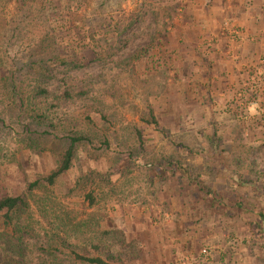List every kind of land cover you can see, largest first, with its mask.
Here are the masks:
<instances>
[{"label":"rangeland","instance_id":"1","mask_svg":"<svg viewBox=\"0 0 264 264\" xmlns=\"http://www.w3.org/2000/svg\"><path fill=\"white\" fill-rule=\"evenodd\" d=\"M192 1L0 0V199L26 193L29 204L13 226L0 217L7 254L18 244L22 253L16 259L24 264H90L84 258L155 264L146 256L144 229L172 220L167 214L179 202L158 182L160 161L172 159L189 173L193 149L232 144L231 153L218 152L220 171L239 174L242 163L253 177L264 174V152L240 153L237 148L243 111L233 112L228 132L218 130L223 122L201 124L191 113L177 129L170 126L168 110L176 107L177 85L182 89L174 72L182 63L176 52L187 45L179 38L186 27H196L188 10ZM229 29L239 40L240 30ZM66 63L79 68H65ZM38 89L49 96L35 98ZM252 91L262 101V93L256 97ZM63 96L66 101H59ZM181 100L179 110L191 106ZM80 136L71 169L54 184L45 182L58 170L70 139ZM181 146L187 154L177 151ZM196 154L203 160L208 152ZM169 171L172 177L180 174L177 168ZM36 181L40 185L27 193ZM88 193L96 201L92 206L85 199ZM240 199L239 193L232 197L225 222L231 228L247 224L252 229L248 240H264L255 212L264 201L254 206L253 199L247 218L232 206ZM233 231L228 264H240L237 247L247 240L244 232ZM204 249L216 251L204 245L203 257ZM108 250L113 260L107 259ZM166 252L161 248L164 263L156 264H165Z\"/></svg>","mask_w":264,"mask_h":264},{"label":"crops","instance_id":"2","mask_svg":"<svg viewBox=\"0 0 264 264\" xmlns=\"http://www.w3.org/2000/svg\"><path fill=\"white\" fill-rule=\"evenodd\" d=\"M188 10L196 27H186L179 38L191 48L184 47L176 52L177 60L180 58L182 63L174 72L176 77L180 76L182 89L177 85L176 107L172 105L168 110L170 126L177 129L178 122L185 121L191 113V118L201 124L205 120L209 124L223 122V128L218 130L228 132L231 129L226 124L233 122V112L243 111L245 120L239 131L241 143L236 147L240 153L264 152V0H214L212 3L193 0ZM228 24L240 30L239 40L231 34ZM254 71H259V77L252 76ZM251 81L257 85L256 97L262 93V101L252 97V88L248 87ZM241 92L244 95L239 97ZM179 99L191 106L179 110ZM257 100L260 101L258 104ZM243 138L246 139L244 142ZM225 146L217 149L219 146L211 144L193 149V172L188 173L184 184L179 176L172 177L170 171L165 174L167 193H173L172 201L178 199L181 202H176L177 206L166 204V207L175 208L169 210V214L165 213L172 220L164 219L163 223L153 224L154 227L148 224L144 229L146 256H150L153 263H164L160 254L161 248H165V264L173 259L180 264H228L232 248L227 241L232 232L236 233L233 230H239L237 233L244 232L247 241L238 244L239 256L235 259L240 264H264V240H248L252 229L247 224L231 228L225 222L231 199L237 193L241 197L238 202L243 201L246 205L242 212L247 218L252 214V200H256L254 206L258 201H264V174L255 172L253 177L248 172L249 165L242 163L238 167L239 174L231 175L225 168L220 171L217 167L220 151H233L232 144ZM177 151L186 153L188 149L181 146ZM198 152H208L206 159L202 160L200 154H196ZM239 159L243 160L240 156ZM254 183L258 185L256 188ZM261 206L264 203L258 205L255 212L257 232L264 237V207ZM204 245L213 246L216 251L203 257L200 248ZM224 249H229L230 253Z\"/></svg>","mask_w":264,"mask_h":264},{"label":"trees","instance_id":"3","mask_svg":"<svg viewBox=\"0 0 264 264\" xmlns=\"http://www.w3.org/2000/svg\"><path fill=\"white\" fill-rule=\"evenodd\" d=\"M143 51H141L139 54H141ZM64 67L65 68H68V69H77L79 68V66H76L74 65L73 63H66L64 64ZM42 69L44 71H46L48 73L49 69L48 67H42ZM47 79H49L47 76H45ZM36 97L37 98L38 96H46L48 97V93L46 92L45 89H38L36 91ZM66 98L63 96L61 98H59L58 100L59 101H63L65 102ZM44 113V112H43ZM40 118V117H38ZM83 141V136H80V137H76V138H71L70 139V146L68 147V149L65 151L61 161H60V165H59V168L57 171L53 172L49 177L46 178L45 182L49 183V184H54L55 183V180L57 178H59L61 175H63L64 173H66L67 171H69L73 165V162L75 160V144L77 142H81ZM130 155L132 157H134V155L132 153H130ZM160 162H164L163 164L160 163ZM160 165L161 167H157L158 169V172H157V178H158V182L159 184H163L165 183V181L167 180V177H166V173L165 172L167 170V168H177V169H180L179 171V177L181 178V182L184 184L186 183V176H188V171L183 168V166L181 165V163H178V162H175L174 160L172 159H165L164 161H160ZM106 176H109V175H106ZM84 177L81 178V179H78V184H80L81 182H84ZM40 181H36L32 184H30L28 186V189H27V193H31L32 189H35L36 187H38L40 185ZM85 199L87 201H89L90 205H94L95 204V198L93 196L92 193H88L87 195H85ZM234 206L236 209H239V211H243L245 210V207L246 205L244 203H236V205H232ZM29 207V204H28V200H27V195L26 193L25 194H22V195H18V196H8V197H4L2 199H0V217L3 219V222L4 224L6 225H9L11 224L13 226V223L17 220H20L22 218V216L24 215V213L27 211ZM260 219H262V216L260 215L259 217ZM109 233V232H108ZM106 233V234H108ZM3 236L0 234V254H4L6 253L7 251L5 250V247H3L4 245L1 243L3 241ZM4 243V242H3ZM97 249L99 247H96ZM12 252L10 253H6V260L5 259H2L1 255H0V264H24L23 262L21 261H18V259H16V254L18 253H22V251L20 250V245L18 244H12ZM107 259L108 260H113L114 257L112 256V254L109 252L108 250V253L106 255ZM84 261L90 263V264H110L106 261H104L103 259L101 258H84L83 259Z\"/></svg>","mask_w":264,"mask_h":264},{"label":"built area","instance_id":"4","mask_svg":"<svg viewBox=\"0 0 264 264\" xmlns=\"http://www.w3.org/2000/svg\"><path fill=\"white\" fill-rule=\"evenodd\" d=\"M234 34L237 35L238 32L235 31ZM263 62H264V60H263ZM245 86H247V84H246ZM248 87H250V89L252 88L251 90H254V89L257 88V85H256V84L253 85L252 82H249V83H248ZM238 95H239V97H242V96H243V92L239 93ZM259 102H260L259 100L256 101L257 104H258ZM208 250H209V249H204V250L202 251V254H203V255H208V254H209V253H208Z\"/></svg>","mask_w":264,"mask_h":264}]
</instances>
